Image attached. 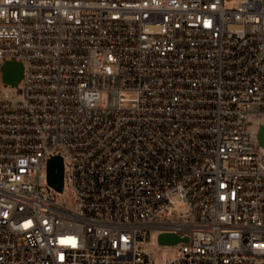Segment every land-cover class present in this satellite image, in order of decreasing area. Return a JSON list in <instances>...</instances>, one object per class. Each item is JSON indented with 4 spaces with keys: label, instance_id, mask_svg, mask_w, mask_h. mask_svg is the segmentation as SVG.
<instances>
[{
    "label": "built area",
    "instance_id": "2783aa9c",
    "mask_svg": "<svg viewBox=\"0 0 264 264\" xmlns=\"http://www.w3.org/2000/svg\"><path fill=\"white\" fill-rule=\"evenodd\" d=\"M0 76V264H264V0H0Z\"/></svg>",
    "mask_w": 264,
    "mask_h": 264
},
{
    "label": "rangeland",
    "instance_id": "374dc122",
    "mask_svg": "<svg viewBox=\"0 0 264 264\" xmlns=\"http://www.w3.org/2000/svg\"><path fill=\"white\" fill-rule=\"evenodd\" d=\"M233 1H228L225 3V8H231ZM0 86L3 92H6L10 95L11 99L14 102L23 101V82L19 81L16 85H8L4 83L0 76ZM117 93L114 90H103L100 92L99 99L97 104L104 107H113L116 105ZM67 163V159H65ZM71 194L69 192L68 184H65L61 192L56 193V200L60 204H65L68 206H73L71 201ZM186 208L181 205H174L169 209L166 220L172 221H183L189 218V215H186ZM149 251V264H161L165 260L172 258L175 255L177 246L174 245H160L157 241V231L151 230L149 233L148 241L144 245Z\"/></svg>",
    "mask_w": 264,
    "mask_h": 264
},
{
    "label": "water",
    "instance_id": "95a60500",
    "mask_svg": "<svg viewBox=\"0 0 264 264\" xmlns=\"http://www.w3.org/2000/svg\"><path fill=\"white\" fill-rule=\"evenodd\" d=\"M21 69L18 65L13 63L5 64V79L14 84L19 80ZM258 139L262 146H264V125L261 126ZM48 183L56 190L60 191L62 187V171L63 163L60 156H53L47 161ZM159 244L172 245L177 242V236L174 233L161 232L157 235Z\"/></svg>",
    "mask_w": 264,
    "mask_h": 264
}]
</instances>
